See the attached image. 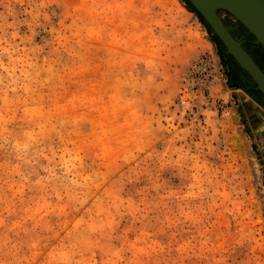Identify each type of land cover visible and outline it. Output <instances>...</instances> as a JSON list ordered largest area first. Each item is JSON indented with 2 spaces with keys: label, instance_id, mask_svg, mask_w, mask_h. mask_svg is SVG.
<instances>
[{
  "label": "rangeland",
  "instance_id": "374dc122",
  "mask_svg": "<svg viewBox=\"0 0 264 264\" xmlns=\"http://www.w3.org/2000/svg\"><path fill=\"white\" fill-rule=\"evenodd\" d=\"M235 69L180 0H0V264H264Z\"/></svg>",
  "mask_w": 264,
  "mask_h": 264
},
{
  "label": "water",
  "instance_id": "95a60500",
  "mask_svg": "<svg viewBox=\"0 0 264 264\" xmlns=\"http://www.w3.org/2000/svg\"><path fill=\"white\" fill-rule=\"evenodd\" d=\"M205 21L209 30L217 37L237 65L246 73L254 88L264 99V73L253 58L226 26L219 12L232 16L254 38L264 50V0H187ZM214 5L211 10L207 4Z\"/></svg>",
  "mask_w": 264,
  "mask_h": 264
},
{
  "label": "crops",
  "instance_id": "0c3cea01",
  "mask_svg": "<svg viewBox=\"0 0 264 264\" xmlns=\"http://www.w3.org/2000/svg\"><path fill=\"white\" fill-rule=\"evenodd\" d=\"M242 86H238L243 92V115L250 135L253 138L256 151L259 152L264 165V99L257 90L251 86L246 85L245 79ZM237 91V89L235 90ZM245 100V101H244Z\"/></svg>",
  "mask_w": 264,
  "mask_h": 264
},
{
  "label": "flooded vegetation",
  "instance_id": "af4514ba",
  "mask_svg": "<svg viewBox=\"0 0 264 264\" xmlns=\"http://www.w3.org/2000/svg\"><path fill=\"white\" fill-rule=\"evenodd\" d=\"M262 50H263V48H262ZM253 60L259 66V68L262 70V72L264 73V70L261 67V65L259 64V62H257L255 59H253ZM238 68H239L238 70L237 69L234 70V74L232 75V77H234V79L239 84V86H242L244 84L242 82L243 79H245L246 83L248 82L249 84L254 86V84L252 83L250 78L246 75V73L244 71H242L239 66H238ZM257 95L259 96V92H257Z\"/></svg>",
  "mask_w": 264,
  "mask_h": 264
},
{
  "label": "trees",
  "instance_id": "16d2710c",
  "mask_svg": "<svg viewBox=\"0 0 264 264\" xmlns=\"http://www.w3.org/2000/svg\"><path fill=\"white\" fill-rule=\"evenodd\" d=\"M181 2H183L184 4H185V6H186V8L189 10V11H191V12H193L195 15H196V17L200 20V22L206 27V29H207V31L210 33V35L212 36V38H213V40L215 41V42H217V44L219 45V47H220V49H224L223 48V46L221 45V43L219 42V40L217 39V37L216 36H214L213 34H212V32L209 30V28H208V26L206 25V23H205V21L202 19V17L198 14V12L194 9V7L187 1V0H180Z\"/></svg>",
  "mask_w": 264,
  "mask_h": 264
},
{
  "label": "built area",
  "instance_id": "2783aa9c",
  "mask_svg": "<svg viewBox=\"0 0 264 264\" xmlns=\"http://www.w3.org/2000/svg\"><path fill=\"white\" fill-rule=\"evenodd\" d=\"M209 76H211V75H209ZM181 106H182L183 108L186 107V100H181Z\"/></svg>",
  "mask_w": 264,
  "mask_h": 264
},
{
  "label": "bare ground",
  "instance_id": "6f19581e",
  "mask_svg": "<svg viewBox=\"0 0 264 264\" xmlns=\"http://www.w3.org/2000/svg\"><path fill=\"white\" fill-rule=\"evenodd\" d=\"M207 6H208L211 10H214V8H215V6H214V5H211L210 3H208Z\"/></svg>",
  "mask_w": 264,
  "mask_h": 264
}]
</instances>
